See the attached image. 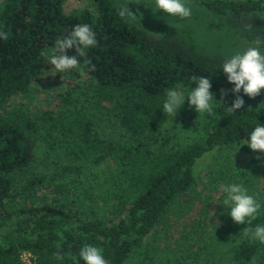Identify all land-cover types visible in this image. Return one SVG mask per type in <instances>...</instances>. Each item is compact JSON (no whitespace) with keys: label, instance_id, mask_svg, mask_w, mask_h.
I'll return each instance as SVG.
<instances>
[{"label":"trees","instance_id":"16d2710c","mask_svg":"<svg viewBox=\"0 0 264 264\" xmlns=\"http://www.w3.org/2000/svg\"><path fill=\"white\" fill-rule=\"evenodd\" d=\"M64 2L0 0V31L8 34L0 39V264H21L23 250L36 264H84L86 244L108 264H128L171 204L194 188L196 161L226 149L248 158L245 170H232L236 182L245 173L263 176L257 218L227 222L239 242L233 264H264V244L241 233L264 225V153L245 144L264 124V92L252 99L241 90L244 107L228 112L234 85L222 71L241 53L238 40H264V0H196L205 29L192 22L157 36L120 17L111 0H88L74 13ZM77 24H88L98 41L77 57L87 78L39 108L15 103L46 70L45 53ZM201 76L211 80L213 113L200 116L186 99L167 123L166 90L187 95ZM226 171L210 170L208 189L220 188Z\"/></svg>","mask_w":264,"mask_h":264},{"label":"rangeland","instance_id":"374dc122","mask_svg":"<svg viewBox=\"0 0 264 264\" xmlns=\"http://www.w3.org/2000/svg\"><path fill=\"white\" fill-rule=\"evenodd\" d=\"M111 2L118 12L121 5H128L135 17L129 15L124 19L154 36L163 32L170 33L173 28H179L181 30L179 32H183L191 26L192 22H196L197 28L205 29L197 23L200 19L203 22L204 18L196 14L200 9L195 4L196 0H185L186 5L192 10V15L187 19L173 17L158 10L154 0H140L139 5H136L133 0H111ZM64 3L65 12L74 13L85 7L88 0H65ZM217 43L218 40H212L211 46L218 48ZM237 43L239 46L236 45L235 50H241V53L252 46L251 43L241 39ZM51 49L45 53V61ZM46 64V70L32 83L25 95L14 99L15 103H28L32 108H39L47 105L49 101L54 102L56 95L68 86L87 78L78 66L70 72L60 73L51 71L54 66L49 62L46 61ZM166 119L169 123L173 117L167 116ZM42 152L43 147L38 143L37 156L41 157ZM246 159L248 158L242 155L237 158V155L235 156L229 149L213 150L200 157L194 166L196 178L194 188L171 204L160 224L153 229L141 247L131 254L128 264H233L239 242L230 239L226 232L227 222L231 218L228 214L230 209L222 204L224 194L221 187L217 190L208 189V172L221 168L228 170L222 185L241 183L248 189L250 195L256 197L258 189H261L263 184L261 174L254 170L257 175L254 177L245 173L247 180L244 182H236L238 180L233 179L237 174H234L232 170L235 168L240 171L245 170ZM108 165L109 170L114 167L112 162ZM104 166H106L105 163L101 164L100 168ZM93 169L96 168L93 167ZM230 172H233V175H229ZM189 243L193 247L186 250ZM230 257H233V260Z\"/></svg>","mask_w":264,"mask_h":264},{"label":"clouds","instance_id":"9594fccd","mask_svg":"<svg viewBox=\"0 0 264 264\" xmlns=\"http://www.w3.org/2000/svg\"><path fill=\"white\" fill-rule=\"evenodd\" d=\"M133 2L136 5L140 4V0H133ZM154 4L158 10L173 17L187 19L192 15V10L186 5L185 0H154ZM118 14L122 18L129 15L135 17L128 5H121ZM0 39L7 40L8 34L0 31ZM97 43L96 33L88 24H77L67 36L56 40L55 46L47 55L46 61L54 66L51 71L70 72L81 63L77 57H85L87 55L86 49L94 47ZM262 46H264V40L257 38L252 42V46L247 47L242 53L234 54L223 63L222 71L226 75L227 81L234 85L231 92L235 95V99L227 107L228 112H236L244 107L245 101L240 95L241 90L243 95L252 99L264 92V52L261 51ZM73 47L76 54L67 55V50ZM86 63L90 65L89 71L95 70V65L90 59ZM193 80L196 81V86L187 95L176 89L166 90L163 112L168 117L175 118L186 99L189 106H194L195 111L200 116L213 113L215 106L212 103L211 80L203 76L193 77ZM221 93L222 95L226 94L223 89ZM245 144L254 152L264 153V124H257ZM221 191L224 194L222 204L230 209L228 214L234 223L238 225L251 224L257 218L262 205L253 195L249 194L248 189L243 184L222 185ZM241 233L244 237L264 244V225H257L254 229L243 228ZM56 258L63 259L59 253ZM79 258L84 264H108L101 250L92 245H84L79 252ZM77 264H79L78 261Z\"/></svg>","mask_w":264,"mask_h":264},{"label":"built area","instance_id":"2783aa9c","mask_svg":"<svg viewBox=\"0 0 264 264\" xmlns=\"http://www.w3.org/2000/svg\"><path fill=\"white\" fill-rule=\"evenodd\" d=\"M21 264H36L33 254L28 250H23L19 254Z\"/></svg>","mask_w":264,"mask_h":264}]
</instances>
